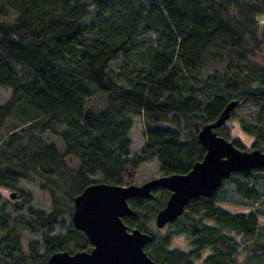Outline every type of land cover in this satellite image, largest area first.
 Wrapping results in <instances>:
<instances>
[{"label": "trees", "instance_id": "1", "mask_svg": "<svg viewBox=\"0 0 264 264\" xmlns=\"http://www.w3.org/2000/svg\"><path fill=\"white\" fill-rule=\"evenodd\" d=\"M0 87L10 90L0 103V189L9 191L0 264H48L54 252L91 248L70 223L83 188L135 184L152 160L160 176L185 174L204 154L198 128L229 101L241 102L230 116L252 107L239 127L264 150V0H0ZM136 119L143 145L131 153ZM226 129L215 131L231 140ZM20 181L47 194V211L30 205ZM168 196L130 198L133 214L121 218L150 236L143 251L155 264H264V168L231 173L156 229ZM25 231L39 239L23 246Z\"/></svg>", "mask_w": 264, "mask_h": 264}, {"label": "water", "instance_id": "2", "mask_svg": "<svg viewBox=\"0 0 264 264\" xmlns=\"http://www.w3.org/2000/svg\"><path fill=\"white\" fill-rule=\"evenodd\" d=\"M240 104L229 101L214 121L198 128L197 140L204 154L185 174L159 176L140 185L95 182L83 188L73 198L70 223L83 233L91 248L54 252L48 257V264H155L143 251L150 236L135 228L127 230L121 220L133 214L127 200L150 199L153 190H167L169 196L153 218L154 227L160 229L173 222L189 200L210 197L231 173L264 168V150L239 149L231 140L216 134L215 130L224 126Z\"/></svg>", "mask_w": 264, "mask_h": 264}, {"label": "rangeland", "instance_id": "3", "mask_svg": "<svg viewBox=\"0 0 264 264\" xmlns=\"http://www.w3.org/2000/svg\"><path fill=\"white\" fill-rule=\"evenodd\" d=\"M13 14L9 13L6 18L10 20L12 19ZM113 65H116L113 63ZM10 90L6 87L1 88L0 87V103L4 102L9 97ZM92 106L96 107L97 109L102 108V99L99 97L93 98V100L90 102ZM252 107H239L238 109L234 110L233 115H231L227 121L224 123V128L226 127L227 132L229 134L230 139H237L240 144L245 147V149H250L253 138L244 133L240 127H239V121L240 119L245 118L251 113ZM141 123L140 120L136 119L133 125L131 126L127 137L130 142V152L136 153L140 150V148L143 145V137L141 135ZM40 138L47 142L52 143L56 146L59 151H61L60 144L58 140H56L54 137H52L48 133H44L40 135ZM66 163L69 167H76V161L72 158H67ZM161 174L158 171V164L155 160L144 162L141 164L135 171V184L140 185L144 183L147 180H150L152 178L159 177ZM100 177L96 175L95 177L91 178V181H99ZM18 187L22 188L25 192H28L31 194L32 200L30 205L33 208L41 209L44 211H47L49 209V200L47 197V194L45 192L39 191L37 189V186L31 182L27 181H20L18 184ZM0 194L3 198H6L9 200L8 194L9 191L0 189ZM14 199V198H13ZM11 200V199H10ZM264 222V220H262ZM151 225L154 227V223L152 221ZM150 227V226H148ZM151 228V227H150ZM155 228V227H154ZM57 231V230H56ZM62 232V231H61ZM28 239H39V234H29L28 232H24L21 237V242L23 246L26 244V240ZM173 244L178 247H184V239L182 237H174ZM242 257L238 256L237 261H240Z\"/></svg>", "mask_w": 264, "mask_h": 264}, {"label": "built area", "instance_id": "4", "mask_svg": "<svg viewBox=\"0 0 264 264\" xmlns=\"http://www.w3.org/2000/svg\"><path fill=\"white\" fill-rule=\"evenodd\" d=\"M262 22V21H261Z\"/></svg>", "mask_w": 264, "mask_h": 264}]
</instances>
